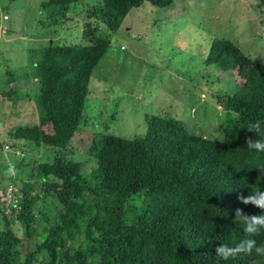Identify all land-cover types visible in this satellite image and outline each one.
Listing matches in <instances>:
<instances>
[{
    "label": "trees",
    "instance_id": "trees-1",
    "mask_svg": "<svg viewBox=\"0 0 264 264\" xmlns=\"http://www.w3.org/2000/svg\"><path fill=\"white\" fill-rule=\"evenodd\" d=\"M72 2L49 0L46 6L57 8L56 19L66 20ZM145 3L163 8L173 0H103L86 12L117 31L129 11ZM98 30L89 21L88 43L51 42L42 54L36 77L40 122L18 127L13 135L40 144L45 129H51L57 154L39 164L37 193L31 184L22 188V209L8 214L0 207L5 225L0 264H264L255 253L227 261L216 254L222 244L235 246L249 238L245 225L235 220L237 208L264 215L238 199L264 191L259 169H264V152L246 145L248 137L260 138L247 126L264 122V62L243 56L245 71L235 90L216 96L229 112L224 142L193 132L183 119L152 115L142 137L94 131L90 148L97 165L89 175L70 152L85 122L93 71L111 44ZM236 51L233 41L215 39L207 63L229 72L238 62ZM51 197L63 205L52 217L37 210V202ZM38 213L49 222L42 238L37 237ZM16 221L22 222L24 238L14 230ZM251 238L264 245V228Z\"/></svg>",
    "mask_w": 264,
    "mask_h": 264
},
{
    "label": "rangeland",
    "instance_id": "rangeland-1",
    "mask_svg": "<svg viewBox=\"0 0 264 264\" xmlns=\"http://www.w3.org/2000/svg\"><path fill=\"white\" fill-rule=\"evenodd\" d=\"M48 1L0 0V207L5 210L6 189L22 193L31 184L37 193L39 164L57 154L51 129H45L40 144L13 135L18 127L40 122L38 65L51 42L88 43L84 29L89 21L111 41L93 71L85 122L70 152L89 175L97 165L90 148L94 131L134 139L144 136L147 119L158 115L183 119L197 134L222 138L229 112L216 96L235 90L245 71L243 56L264 62V0H173L163 8L145 3L132 8L117 31L87 16L103 0H74L66 20L55 18L57 8L46 6ZM215 39L236 44L238 62L229 72L207 63ZM48 200L37 202V210L52 217L63 205ZM36 222L42 238L49 222L39 213ZM14 230L24 238L21 221L14 222ZM21 250L24 261L27 247Z\"/></svg>",
    "mask_w": 264,
    "mask_h": 264
},
{
    "label": "clouds",
    "instance_id": "clouds-1",
    "mask_svg": "<svg viewBox=\"0 0 264 264\" xmlns=\"http://www.w3.org/2000/svg\"><path fill=\"white\" fill-rule=\"evenodd\" d=\"M247 130L249 132H254L256 137H260L255 139L248 137L246 139L247 147L256 152H264V122L259 120L252 122L247 126ZM218 139L221 142H224L222 138L218 137ZM6 147L9 148L8 146ZM259 169L260 171H264L262 168ZM238 199L245 205L252 204L257 208L264 210V191H254L248 196L240 194ZM14 209L17 211L22 209V202L20 209L13 208L8 214H11ZM235 220H239L245 225L244 232L249 238L241 240L238 244H235V246H228L227 244L218 246L216 248L217 256L225 261L230 258H235L240 254L252 257L253 253H255L256 256L264 257V245H258L257 241L254 238H251L258 234L260 229L264 228V215H248L243 209L237 208L235 210ZM251 264H256L255 260H252Z\"/></svg>",
    "mask_w": 264,
    "mask_h": 264
},
{
    "label": "built area",
    "instance_id": "built-area-1",
    "mask_svg": "<svg viewBox=\"0 0 264 264\" xmlns=\"http://www.w3.org/2000/svg\"><path fill=\"white\" fill-rule=\"evenodd\" d=\"M22 202V193L20 190L14 188H7L6 189V205L7 209L6 212H11L13 208L20 209Z\"/></svg>",
    "mask_w": 264,
    "mask_h": 264
}]
</instances>
